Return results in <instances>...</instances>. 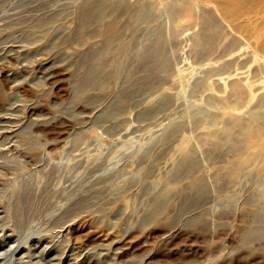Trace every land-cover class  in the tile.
Wrapping results in <instances>:
<instances>
[{"label": "rangeland", "instance_id": "rangeland-1", "mask_svg": "<svg viewBox=\"0 0 264 264\" xmlns=\"http://www.w3.org/2000/svg\"><path fill=\"white\" fill-rule=\"evenodd\" d=\"M225 6L0 0V264H264V0ZM49 173L20 230L15 191Z\"/></svg>", "mask_w": 264, "mask_h": 264}, {"label": "bare ground", "instance_id": "bare-ground-1", "mask_svg": "<svg viewBox=\"0 0 264 264\" xmlns=\"http://www.w3.org/2000/svg\"><path fill=\"white\" fill-rule=\"evenodd\" d=\"M225 3H226V0H218V4L220 5V7L223 10V12L225 14H227L228 16H233V14H235V12L233 11V9L229 8L228 6H225ZM84 9L85 8H83L82 11H81L82 14H83L82 19L84 18V12H85ZM48 24H50V21L49 22L43 21V22L40 23V25L38 27L39 28H43L45 26H48ZM161 46L163 47L164 46V43H163V39L159 36V37L155 38L154 40H152L147 46H145L144 49H142L143 50L142 51V55H141L142 57H141V60L138 62V64L140 63L139 66H140V68H142V70L145 71L144 68L146 67L149 59H152L154 61L160 60L159 59V57H160V51L159 50H160ZM134 50L135 51H138L139 50V46L138 45L137 46H134ZM138 64H137V66H138ZM107 78H108L107 69H97V68H95L91 73H89L87 76H85L78 83V85L76 87V90H77V92L84 93L87 90V88H89L91 85H96L99 82H101V84H102L104 80H107ZM141 79H143V77ZM135 92H136V90H134V89H133V91L131 89L130 92L127 91L128 94L129 93L135 94ZM119 110L120 109H118V106H111V108L108 111H106L105 114L102 117H100V118H102V119L107 118L108 119L109 116L118 113ZM159 110H161V109H159ZM33 125H35V123ZM4 127L5 128H9L10 131H12V129H11L10 126H5V125H3V127L0 126V129L2 128V131H4ZM2 131H0V132H2ZM6 133H8V132H6ZM4 164L5 163L3 161V162L0 163V166H3L4 167L5 166ZM76 166H78V165H76V164L73 165V168L76 167ZM51 167H53V166H51ZM64 168H65V166H64ZM71 168H72V166H71ZM52 177H53V173L47 174V176L45 177V179H44V181L42 183V187H41L40 191L36 188L35 184L33 182H31V181L30 182H28V181L25 182V185L23 187H20L17 191H15L13 189L15 191V193H14V200H13V203L9 206V210H10V213H12V215L15 218V223H16L15 225H16V227H18L20 230L21 229H24L25 225L29 224L30 221L33 222L32 219L34 218V216L36 215V213H41L43 210H45L48 207L49 202L51 200V191L49 190V188L51 186L50 182H52L51 181ZM61 182H62V180H61ZM89 190H91V189L83 190L82 192H79V193L77 192L76 195H75V197H76L75 198L76 199L75 201H76V203H78L80 205V208H81L80 210H82L83 208H85L86 206H88V205H86V204H88V201H90L92 203H95V201H96V200H93V199L90 200V198L89 199L88 198L87 199H84L85 196H83V195H82V197L81 196H77V195H81L83 193L84 194H87L88 193L87 191H89ZM91 191H93L94 193L95 192L96 193H99L100 190L93 189ZM87 196L88 195H86V197ZM191 201H195V203L190 204V201H187L189 204H186L185 207H183V209L187 208L190 205L195 206L196 204H198L199 203V195H197V197L193 198ZM63 202H65V200ZM166 202L167 201H162L161 203L162 204L163 203L167 204L168 202L167 203ZM47 214H48V212H47ZM49 215H51V214H49ZM44 219H46L45 216H44ZM34 231H35V229H34ZM261 231L262 230H258L257 231L258 232V235H260V236L262 234ZM31 232H32V230H31ZM31 236H32V234H31ZM26 238H27V236H26ZM1 255H2V252H1ZM0 258H2V257H0Z\"/></svg>", "mask_w": 264, "mask_h": 264}]
</instances>
